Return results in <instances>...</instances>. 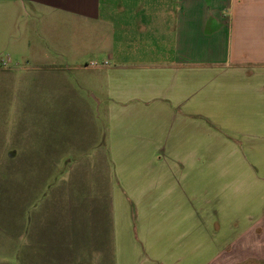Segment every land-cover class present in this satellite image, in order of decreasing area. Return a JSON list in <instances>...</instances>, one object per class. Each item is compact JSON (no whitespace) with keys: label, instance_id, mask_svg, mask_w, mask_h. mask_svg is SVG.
<instances>
[{"label":"crops","instance_id":"obj_1","mask_svg":"<svg viewBox=\"0 0 264 264\" xmlns=\"http://www.w3.org/2000/svg\"><path fill=\"white\" fill-rule=\"evenodd\" d=\"M15 17L45 99L95 124L44 128L81 199L30 214L17 264H264V0H0V44Z\"/></svg>","mask_w":264,"mask_h":264},{"label":"rangeland","instance_id":"obj_2","mask_svg":"<svg viewBox=\"0 0 264 264\" xmlns=\"http://www.w3.org/2000/svg\"><path fill=\"white\" fill-rule=\"evenodd\" d=\"M16 18L4 24L7 34L0 44V264H17L13 254L16 238L20 242L25 239L22 232L28 228L30 214L33 220H44L51 219V212L52 221L57 222L61 204L68 206L74 203L73 198L81 199L74 165H43L36 161L42 160L44 128L58 130V140L66 144L76 138L90 141L95 135L91 117H81L74 101L59 108L58 101L45 99L48 86L44 76L52 82L49 90H57V71L49 69L47 63L35 66L34 62H26L35 59L36 54L13 41L20 34L25 38L26 32L27 22ZM49 61L61 60L53 56ZM67 80L73 97L77 91L75 75ZM99 121L100 128L96 129L101 140L107 122L102 116ZM27 157L33 159L31 165ZM41 207L47 211L41 212ZM22 262L25 264V260Z\"/></svg>","mask_w":264,"mask_h":264},{"label":"built area","instance_id":"obj_3","mask_svg":"<svg viewBox=\"0 0 264 264\" xmlns=\"http://www.w3.org/2000/svg\"><path fill=\"white\" fill-rule=\"evenodd\" d=\"M105 63H106V62H104V64H105ZM90 65H91V66H95V65H97V64H96V62H90Z\"/></svg>","mask_w":264,"mask_h":264}]
</instances>
